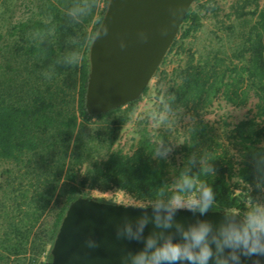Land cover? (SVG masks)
I'll return each instance as SVG.
<instances>
[{
	"label": "trees",
	"instance_id": "obj_1",
	"mask_svg": "<svg viewBox=\"0 0 264 264\" xmlns=\"http://www.w3.org/2000/svg\"><path fill=\"white\" fill-rule=\"evenodd\" d=\"M103 3L96 13L97 2ZM109 0H43L36 17L20 20L13 26L14 44L8 46L12 55L7 69L0 65V159L28 165L39 173L37 181H44L45 192H38L45 206L59 196L61 204L54 214L45 241L34 243V251L41 254L46 245V261L57 230L72 201L88 196L85 189L102 191L122 190L132 197L150 198L161 186L170 182L173 171L183 166L194 151L207 149L216 169L215 177H201L217 192L216 210L225 207L242 209V194L236 193L241 183L252 180V170L246 162L234 168L232 150L245 154L249 146L264 142V11L252 26L243 45L245 61L229 63L225 57L205 56L191 62L182 70L181 82L172 87L173 104L199 115L222 96L234 105L256 99V113L240 121L227 137L229 146L222 143L212 127L202 118L192 128L190 138L182 148L180 163L176 159L157 164L151 150L159 141L143 130L135 149L124 152L114 149L119 132L128 120L129 109L137 102L128 103L129 109L118 107L106 113L90 115L85 107V93L89 73V49L101 23ZM87 2L90 12L80 18L83 23L94 22L91 31L84 32L76 67L77 91L72 107L60 88H52L47 78L62 73L61 62L79 20H72L67 10L77 3ZM190 9L184 24L190 20ZM182 28V27H181ZM187 33V32H186ZM185 35V34H184ZM177 38V37H176ZM175 39L174 44H176ZM148 89V87L145 89ZM97 119L99 122H94ZM97 125V126H96ZM96 126V127H95ZM189 140L194 143L189 146ZM166 142V141H165ZM28 160V162L26 161ZM237 177L239 183L232 185ZM244 189V188H243ZM246 189V188H245ZM168 191H173L167 186ZM44 191V190H43ZM41 199V200H42ZM23 244V243H22ZM22 244L16 243L10 255L0 252V264H7V256L18 255ZM45 261V262H46ZM43 262L42 264H45Z\"/></svg>",
	"mask_w": 264,
	"mask_h": 264
},
{
	"label": "rangeland",
	"instance_id": "obj_2",
	"mask_svg": "<svg viewBox=\"0 0 264 264\" xmlns=\"http://www.w3.org/2000/svg\"><path fill=\"white\" fill-rule=\"evenodd\" d=\"M42 4L43 0H0L1 66L4 63L7 69L6 64L12 60L8 46L14 44L15 39L11 35L14 24L36 17ZM102 7L103 3L97 2L96 13ZM262 11L264 0H195L190 7V20L182 24L176 44L167 52L146 92L131 109L123 107L124 110L129 109L128 120L119 132L114 149L132 151L140 133L146 130L153 139H163L177 145L169 158L180 163L183 145L201 118L212 127L220 141L229 146L227 137L230 131L240 121L255 115V98L243 105H234L220 96L207 110H200L198 115L173 104L171 89L181 82V72L192 59L196 62L205 56L213 59L221 56L226 58L228 64L245 61L241 56L244 42ZM96 16L90 23L79 20V26L76 24L75 33L71 37L76 38L78 51L83 33L91 31ZM79 54L81 57L80 51ZM7 60L9 62H5ZM47 80L53 83V89L64 91L63 96L72 107L78 87L75 65H66L62 73ZM94 122L99 120L95 119ZM35 174L29 162L23 166L22 163L0 159V252L10 255L9 251L14 249L16 243H23L20 254L7 256V264H42L46 261L49 245L45 246L41 254H37L33 246L39 239L45 241L61 199L57 201L59 196L55 194L50 204L45 206V200L38 195V192L46 191L40 187H44L45 183L42 184L44 180L40 179V184ZM238 180L233 177L231 184L237 185ZM84 192L90 197L118 204H129L134 199L130 194L117 189H85ZM236 193L242 194L243 208L246 207L248 198L244 183L240 184Z\"/></svg>",
	"mask_w": 264,
	"mask_h": 264
},
{
	"label": "clouds",
	"instance_id": "obj_3",
	"mask_svg": "<svg viewBox=\"0 0 264 264\" xmlns=\"http://www.w3.org/2000/svg\"><path fill=\"white\" fill-rule=\"evenodd\" d=\"M90 10L89 3H77L67 10V15L76 21ZM108 31L105 27L100 35ZM137 39L147 43L150 33L139 30ZM76 43L75 37H69L63 64L73 66L79 62ZM127 46V41L121 39L119 47ZM193 143L189 140L187 144ZM176 146L161 139L151 150L152 160L157 164L167 162ZM211 155L207 149L192 152L183 166L173 171L171 181L161 186L163 190L147 199L134 197L132 203L123 205L139 214L134 218L124 216L116 225L115 236L141 246L124 253L120 264H264V142L250 145L247 159L239 151L230 153L234 168L246 162L252 170V180L245 185L248 205L240 210H216L217 192L201 179L216 175ZM167 186L174 190L168 191ZM181 211L191 213L193 219L187 223L178 220ZM210 212H220L222 218L218 222L204 218ZM85 244L89 249L99 246L91 236Z\"/></svg>",
	"mask_w": 264,
	"mask_h": 264
},
{
	"label": "water",
	"instance_id": "obj_4",
	"mask_svg": "<svg viewBox=\"0 0 264 264\" xmlns=\"http://www.w3.org/2000/svg\"><path fill=\"white\" fill-rule=\"evenodd\" d=\"M195 0H109L89 49V73L85 107L90 115L106 113L139 100L173 45L186 14ZM108 28V34L100 33ZM150 33L147 43L137 32ZM100 35V36H99ZM121 39L127 48L121 49ZM125 204L80 196L70 203L57 230L51 258L45 264H120V257L141 245L117 239L116 225L124 216L139 213ZM219 211V210H217ZM207 219L218 222L220 212ZM177 219L190 222L192 214L178 213ZM94 237L99 246L89 249L85 241Z\"/></svg>",
	"mask_w": 264,
	"mask_h": 264
}]
</instances>
